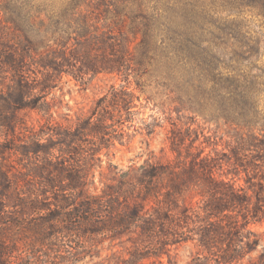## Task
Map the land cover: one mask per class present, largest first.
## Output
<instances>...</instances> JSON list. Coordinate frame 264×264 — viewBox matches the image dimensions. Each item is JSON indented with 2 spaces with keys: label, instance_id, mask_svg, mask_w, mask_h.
I'll return each mask as SVG.
<instances>
[{
  "label": "trees",
  "instance_id": "1",
  "mask_svg": "<svg viewBox=\"0 0 264 264\" xmlns=\"http://www.w3.org/2000/svg\"><path fill=\"white\" fill-rule=\"evenodd\" d=\"M48 1L0 0V264H177L183 244L188 264H264L262 46L240 26L228 62L204 40L207 24L264 17V0H175L184 30L147 0ZM64 78L111 84L72 116ZM154 85L173 112L151 108ZM166 126L171 157L112 163Z\"/></svg>",
  "mask_w": 264,
  "mask_h": 264
},
{
  "label": "rangeland",
  "instance_id": "2",
  "mask_svg": "<svg viewBox=\"0 0 264 264\" xmlns=\"http://www.w3.org/2000/svg\"><path fill=\"white\" fill-rule=\"evenodd\" d=\"M55 3H70L71 0H49ZM148 2V12L158 13L159 20L154 21L155 24H163L164 28L168 25L166 24H176L179 28H192V24L189 20L191 18H184L185 10L180 7L175 6V0H147ZM193 15V13H192ZM221 17L226 18V20H233L235 16H230L227 18L226 14L221 15ZM158 19V17H157ZM131 20H128L127 24H130ZM243 27L247 31V36L252 39L257 45L262 46V55L258 58L260 61L259 66H264V17L258 16L256 14H251L247 17V20L243 24L237 22H225V20H220L217 24H207V28L204 33V40L210 46H216L220 49L217 52V56L221 60H234L237 50H238V40H242L239 36H236L233 30L238 27ZM244 41V40H243ZM160 72H166L164 67L161 68ZM66 81L63 86L64 108L59 111L60 113H70L72 116L80 110L88 111L92 106L95 99L102 95L110 86L111 81H98V83L84 87L79 83H76L70 78H64ZM133 88H135V83H133ZM156 87V85L149 87L145 90V97L151 98V108L154 109L157 115L163 116V112L171 113L174 111L175 103H172L169 96L164 92L163 88ZM261 111L264 113V95ZM175 113H173L174 115ZM190 114H193L191 112ZM198 122L200 124H205V119L201 114L196 115ZM36 119V115H34ZM207 126L214 130H217L220 135L224 137V140L229 141L230 137V127L225 123H206ZM168 127L158 129L157 132L152 136H147L145 134L137 135L130 146L123 147L113 158L112 163L119 165L120 167L127 168L133 163L141 164L149 155L150 151H154L156 154H160L161 150H164L167 157H171L169 151V132ZM254 229L261 234V246L264 247V222L260 224H255ZM194 248L191 244H183L179 246L175 251V256L177 259V264H188ZM98 260L85 262H80L78 264H95Z\"/></svg>",
  "mask_w": 264,
  "mask_h": 264
}]
</instances>
